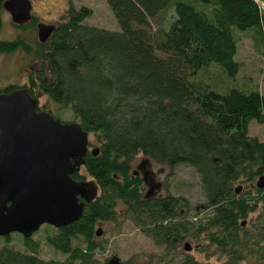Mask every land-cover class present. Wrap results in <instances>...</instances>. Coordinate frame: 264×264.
<instances>
[{"label": "trees", "instance_id": "trees-1", "mask_svg": "<svg viewBox=\"0 0 264 264\" xmlns=\"http://www.w3.org/2000/svg\"><path fill=\"white\" fill-rule=\"evenodd\" d=\"M105 1L117 30L86 25L90 11L70 7L45 43L20 35L0 38V54L31 56L32 43L38 58L26 84L6 86L0 93L25 88L30 96H45L57 110L68 111L95 142L96 154L88 149L81 169L98 186L78 220L58 228L46 225L51 230L46 243L66 254L65 261L39 258L38 242L25 239L26 252L0 246V264H93L94 223L117 218L162 247L163 258L181 255L178 264L199 263L177 253L173 238L200 236L205 248L226 255L227 262L250 256L253 264H264V185L254 184L251 196L234 192L235 182L253 184L264 177V143L248 135L251 121L264 123V95L234 84L239 63L234 59L237 32H232H250L263 54L264 0ZM167 7L173 18L155 33L149 20ZM36 22L31 17L25 25H12L34 29ZM208 71L212 77H206ZM217 73L229 84L215 80ZM138 153L169 169L191 167L207 212L186 218L179 216V198L143 199L141 180L129 172ZM71 177L83 179L79 173ZM78 238L84 246L71 249L70 239Z\"/></svg>", "mask_w": 264, "mask_h": 264}, {"label": "water", "instance_id": "water-1", "mask_svg": "<svg viewBox=\"0 0 264 264\" xmlns=\"http://www.w3.org/2000/svg\"><path fill=\"white\" fill-rule=\"evenodd\" d=\"M1 6L14 25L31 19L30 0H4ZM35 30L38 42L44 43L55 26L37 22ZM36 107L37 98L25 88L0 93V236L14 232L28 237L43 224L56 228L70 224L81 217L84 203L96 196L92 179L71 177L84 164L88 133L77 122L61 121ZM91 153L96 154V148ZM146 164L148 158H143L135 170L141 172L149 197L159 184ZM255 185L261 188L264 177ZM107 264L121 262L112 256Z\"/></svg>", "mask_w": 264, "mask_h": 264}, {"label": "rangeland", "instance_id": "rangeland-1", "mask_svg": "<svg viewBox=\"0 0 264 264\" xmlns=\"http://www.w3.org/2000/svg\"><path fill=\"white\" fill-rule=\"evenodd\" d=\"M189 1L197 4V0ZM30 3L31 17L39 23L42 22L44 24L55 25L70 7L75 10L83 7L90 11L89 16L83 21L84 24L109 30H117L116 21L105 0H30ZM199 4L203 6L201 2H199ZM192 5L195 9L203 12L198 6ZM1 18L2 26L0 29V38L10 40L14 36L20 35L28 37L31 41L34 38L37 39L35 28L20 30L14 27L10 21L9 15L4 11L2 12ZM172 18V9L167 7L160 11L154 18L150 19L149 23L154 32H160L166 28L168 22L172 20ZM34 25L36 24L34 23ZM232 32H237V49L234 59L239 63V72L234 78V84L251 86L264 95V53H260V50L255 48L250 32H238L236 29H232ZM29 45L28 48L31 56L29 54H23L21 51L11 54H0V90L6 86L22 87L27 83V77L29 75L28 70L34 69L35 63L38 61V58L32 54V52H35L36 47L34 48V44L32 43ZM211 73V71H208L206 77H212ZM217 78L220 84L225 86L229 84V82L218 73L214 76L215 80ZM213 90L220 92L215 88ZM37 107L42 108L41 110L50 111L60 120L66 122L73 121L72 115L68 111L57 110L56 105L47 101L45 96L39 95ZM248 135L264 143V123L259 124L255 121H251L248 124ZM88 142L89 150L93 149L95 147V142L91 135H88ZM142 157L144 158L145 156L140 153L136 154L131 160L130 169H133L134 166L141 161ZM154 164L155 167L163 169V173L159 175V179L164 182V187L161 189L162 195L181 198V201L184 202L181 209L184 210L185 217H201L205 211L201 208V205L204 204V198L199 186L198 174L191 167L186 165H178L169 169L165 165ZM79 175L85 180H90V177L87 176L83 169L79 171ZM256 181L257 179H254L253 185ZM239 183L241 184L240 181L235 182L234 187H237ZM260 207L261 205L258 206V211ZM256 215L257 212L248 216L247 221L253 219ZM99 228L101 231L97 241L101 244V248L93 253V264H103L112 255H116L123 264H178L180 260L181 255L178 254L163 258L162 247L155 246L149 238L143 236L140 230L128 220L117 218L114 221H104L99 225ZM96 229L97 226H95V230ZM48 235H51V230L48 226L42 225L31 237L34 241L39 243L37 248L38 257L43 260H51L54 262L63 261L64 256L56 253L46 243L45 239ZM9 239L10 241L8 243H4V241L0 239V246L6 244L13 249L22 250L19 236L13 234ZM190 243L193 249L187 254L195 261L203 260L209 261L210 264H220L217 262L215 256H210L208 260L206 259L208 255L207 252L209 253L211 249L205 248L206 242L201 236L198 237L197 240L190 239ZM72 244H78L83 247L81 239H78L76 243ZM195 245L198 249H196ZM199 245L205 248V251L203 250L202 253H200L199 248H201V246ZM180 246L181 245L176 248L177 253L181 251Z\"/></svg>", "mask_w": 264, "mask_h": 264}, {"label": "flooded vegetation", "instance_id": "flooded-vegetation-1", "mask_svg": "<svg viewBox=\"0 0 264 264\" xmlns=\"http://www.w3.org/2000/svg\"><path fill=\"white\" fill-rule=\"evenodd\" d=\"M35 110L36 111H39V110H41V109H39L38 107H36L35 108ZM44 111V110H43ZM47 112V111H46ZM53 116V115H52ZM54 117V116H53ZM57 118V117H56ZM63 121V120H62ZM144 158H146V157H144ZM142 159H143V157H142ZM141 159V160H142ZM140 163V162H139ZM155 162H153L152 160H150V159H148V165L146 164V167H145V169L146 170H148V171H150L151 172V177L153 178V181H154V183L155 184H159V189L158 190H155L154 191V194L153 195H150L149 197H145V195H146V192H147V187H146V185H145V183H144V181H143V179H142V174H141V172L139 171V170H135V168H136V165L134 166V168L133 169H130V174H131V176L132 177H137V178H139L140 180H141V182H142V186H141V191H140V193L142 194V198L143 199H145V200H151V199H164V198H169V197H173V196H170V195H165V196H163L162 195V192H161V189L164 187V182L161 180V179H159V175L160 174H162L163 173V169L162 168H157V167H155L154 164ZM157 164V163H156ZM79 173V172H78ZM83 180H85V179H83ZM255 191V186L253 185V184H251V183H242L241 182V184L239 183V185H237V187H235V189H234V192L237 194V195H246V196H251V194L253 193ZM202 193V192H201ZM97 194H98V186H97V190H96V196H97ZM203 195V194H202ZM95 196V197H96ZM94 197V198H95ZM93 198V199H94ZM175 198H177V197H175ZM203 198H204V196H203ZM92 199V200H93ZM180 200H181V198H179ZM80 200V199H79ZM86 203V202H85ZM204 203H205V200H204ZM184 205V202L181 204V203H178V206H179V208L180 207H182ZM84 206V205H83ZM201 208L205 211V213L207 212V209L204 207V204L203 205H201ZM82 210H83V208H82ZM196 210V209H195ZM203 211V212H204ZM82 215V214H81ZM179 216H185V212H184V210L183 209H181L180 208V210H179ZM186 218H188V217H186ZM199 218V217H198ZM248 218V217H247ZM247 218H246V220H244V221H242V223H241V225L242 226H246V224L250 221H247ZM192 219H194V217L192 218ZM102 222H104V221H96L95 223H94V225H93V231H94V241H95V243L98 245V247L96 248V249H94V251H93V253L96 251V250H98V249H100L101 248V244L97 241L98 239H99V236H100V228H99V225L102 223ZM43 225H46V224H43ZM42 226V225H41ZM40 226V227H41ZM95 226H97V229L95 230ZM241 226V227H242ZM39 227V228H40ZM136 227V226H135ZM247 227H249L248 225H247ZM56 228V227H55ZM58 228V227H57ZM138 228V227H137ZM139 230H140V228H138ZM96 232H98V234L96 233ZM140 232H141V230H140ZM142 233V232H141ZM13 234H16L17 236H19L20 237V240H21V246H22V250L21 251H19V250H16V249H14L15 251H17V252H26V249L23 247V242H24V240L26 239V240H28V239H30L32 242H34V243H36L31 237H32V235L34 234V232L30 235V236H28V237H24V235H22V234H19V233H9L8 235H5V236H0V239L1 240H3L4 241V243H8L9 241H10V237L13 235ZM143 235V234H142ZM143 236H145V235H143ZM3 237H7V238H3ZM146 237V236H145ZM78 239H81V238H78ZM81 242H82V246H84V243H83V241L81 240ZM206 242V241H205ZM69 243H70V247H71V249H74V247H75V245H73L72 243H76L75 242V240H72V239H70V241H69ZM173 243L175 244V246H176V248L179 246V245H181L180 246V249H181V251H180V253H189L192 249H193V246L191 245V243H190V241H188V239H182V240H179L178 238H176V237H174L173 238ZM37 244V243H36ZM184 244H187V250H184L183 249V245ZM38 245H39V243H38ZM49 245V244H48ZM8 246V245H7ZM50 246V245H49ZM80 246V245H79ZM199 246H201V248H199V250H200V253H202L203 252V250L205 249V248H202V245H199ZM9 247V246H8ZM51 247V246H50ZM81 247V246H80ZM195 247H196V245H195ZM11 248V247H10ZM52 248V247H51ZM13 249V248H12ZM56 253H58V254H61V255H63L64 256V260L63 261H65L66 260V258H67V256H66V254H63L62 252H60L59 250H57V249H54V248H52ZM196 249H198L197 247H196ZM211 249V248H210ZM205 251V250H204ZM93 253L91 254V259L93 260V258H92V255H93ZM199 253V254H200ZM207 260H208V257H213V256H215L216 258H217V262H219L220 264H228V263H230V264H232V261H228L227 262V257H226V255H221L219 252H217L215 249H211V251L208 253L207 252ZM162 255H164L163 254V250H162ZM112 256H116V255H112ZM111 256V257H112ZM117 257V256H116ZM118 258V257H117ZM118 260H119V258H118ZM120 261V260H119ZM62 262V261H61ZM121 262V261H120ZM199 264H210L209 263V261H203V260H200V261H197ZM103 264H107V260L105 261V263H103ZM121 264H123L122 262H121ZM236 264H253L252 262H251V257L250 256H246V257H244L242 260H238L237 262H236Z\"/></svg>", "mask_w": 264, "mask_h": 264}]
</instances>
